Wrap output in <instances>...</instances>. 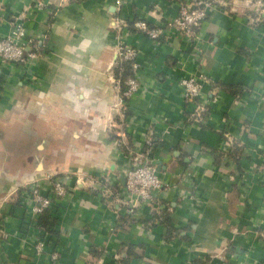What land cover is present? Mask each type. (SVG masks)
Masks as SVG:
<instances>
[{
  "label": "crops",
  "instance_id": "crops-1",
  "mask_svg": "<svg viewBox=\"0 0 264 264\" xmlns=\"http://www.w3.org/2000/svg\"><path fill=\"white\" fill-rule=\"evenodd\" d=\"M40 1L0 0V35L24 16L30 34L47 36L32 64L0 61V264H264V23L253 6L264 0H224L199 30L201 50L178 36L128 35L140 89L124 118L116 0ZM183 4L126 0L120 16L153 27ZM200 75L203 115L182 86ZM118 140L153 148L170 184L159 195L167 209L125 204L128 156ZM49 175L65 177L70 194L53 207L57 237L21 198ZM162 211L176 236L155 220Z\"/></svg>",
  "mask_w": 264,
  "mask_h": 264
},
{
  "label": "built area",
  "instance_id": "built-area-1",
  "mask_svg": "<svg viewBox=\"0 0 264 264\" xmlns=\"http://www.w3.org/2000/svg\"><path fill=\"white\" fill-rule=\"evenodd\" d=\"M59 6L70 0H59ZM179 15L176 18L167 20L162 24L150 26L146 21H135L129 23L120 16L126 0H116V28L118 31V65L129 63L133 76L126 81L118 80V86H124V91L119 98V114L124 118L123 112L128 101L134 97L140 89L137 73L140 68L138 63L139 51L126 43V38L132 33L143 34L152 41H161L169 37L178 36L185 40L192 48L200 47L199 30L202 24L208 19L210 13L226 4L224 0H182ZM45 1L36 4L38 8L46 5ZM257 8L259 20L264 23V1L256 2L253 5ZM24 16H16L11 23V28L6 35H0V61L4 66L23 65L28 66L39 56V44L44 43L47 36H34L30 34L24 23ZM42 37V39H41ZM206 77H190L182 81L186 99L196 102V109L199 115L207 112V106L202 101L203 83ZM151 144V143H149ZM119 147L126 152L128 165L124 171L126 200L125 204L133 209H140L144 206H152L158 212L167 209L159 203V195L166 187H170L158 173L157 167L152 159V148L144 151H135L126 146L124 140H118ZM65 177L49 175L45 181H31L21 194L22 204L34 220L47 210L53 209L57 200L68 198L69 190L65 184ZM103 192L108 197H114L111 188L100 182ZM119 200V197L115 196ZM133 209L131 211H133ZM48 243L45 239L39 240L35 246L37 255L45 253ZM53 259L58 254L52 255Z\"/></svg>",
  "mask_w": 264,
  "mask_h": 264
},
{
  "label": "trees",
  "instance_id": "trees-1",
  "mask_svg": "<svg viewBox=\"0 0 264 264\" xmlns=\"http://www.w3.org/2000/svg\"><path fill=\"white\" fill-rule=\"evenodd\" d=\"M116 73L121 76L120 79H122V81H126L128 78L133 76V70L129 63L119 64L116 68ZM223 89H226V87L224 86ZM150 147L147 146V149H149ZM237 147H239V145L235 144L232 152L230 153V158H235V153L236 151L238 152ZM239 159H240L239 157H236L235 160L237 161ZM154 218L155 220L160 221L161 223H164L167 226L169 238H171L173 235L176 236V234H178V230L172 226V222L168 212H163L162 214H156ZM37 222L39 228L46 231L47 234L55 235L57 237L58 234L56 231L57 220L56 218L53 217V209L45 211L38 218Z\"/></svg>",
  "mask_w": 264,
  "mask_h": 264
}]
</instances>
